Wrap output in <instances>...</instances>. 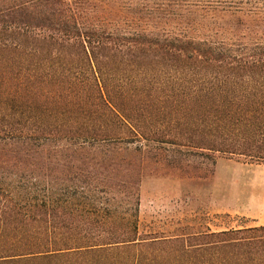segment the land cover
Here are the masks:
<instances>
[{
	"label": "trees",
	"instance_id": "trees-1",
	"mask_svg": "<svg viewBox=\"0 0 264 264\" xmlns=\"http://www.w3.org/2000/svg\"><path fill=\"white\" fill-rule=\"evenodd\" d=\"M145 150L264 164V0H0V264H264V224L141 231Z\"/></svg>",
	"mask_w": 264,
	"mask_h": 264
},
{
	"label": "rangeland",
	"instance_id": "rangeland-1",
	"mask_svg": "<svg viewBox=\"0 0 264 264\" xmlns=\"http://www.w3.org/2000/svg\"><path fill=\"white\" fill-rule=\"evenodd\" d=\"M154 153L145 150L141 156L144 160L139 186L141 231H172L179 225L177 221L185 220H191L198 229L200 225L220 229L221 224H253L243 214L244 209L264 216V164L221 156L210 164L193 158L187 170L193 176L185 177L181 170L171 167V153ZM153 156L159 157L160 163H154ZM224 213L230 218L221 219Z\"/></svg>",
	"mask_w": 264,
	"mask_h": 264
},
{
	"label": "crops",
	"instance_id": "crops-1",
	"mask_svg": "<svg viewBox=\"0 0 264 264\" xmlns=\"http://www.w3.org/2000/svg\"><path fill=\"white\" fill-rule=\"evenodd\" d=\"M248 203L250 202L248 201ZM247 206H250V205H247ZM243 214H245L247 218H251V221L253 224H250V225L264 224V216L253 215V213H251L250 210H245V209L243 211Z\"/></svg>",
	"mask_w": 264,
	"mask_h": 264
}]
</instances>
